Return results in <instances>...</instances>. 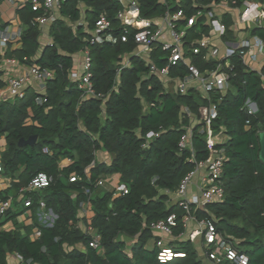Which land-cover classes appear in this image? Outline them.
Masks as SVG:
<instances>
[{
    "label": "trees",
    "instance_id": "16d2710c",
    "mask_svg": "<svg viewBox=\"0 0 264 264\" xmlns=\"http://www.w3.org/2000/svg\"><path fill=\"white\" fill-rule=\"evenodd\" d=\"M136 1L142 18H154L180 9L190 17L217 0ZM243 1L238 0L239 4ZM81 4L86 7V21L82 24ZM122 8L120 0H65L61 16L76 25L57 19L52 27L54 41L41 51V29L36 19L43 11L33 10L30 4L18 10L28 28L20 40L8 43L7 56L51 69L54 77L47 82L42 105L36 102L40 94L31 89L24 98L0 100V139L6 142L2 162L15 189L40 172L54 177L50 186L34 194L33 206L38 198H44L57 219L52 226H41L37 239L17 230L0 231V264H7L10 253L21 255L24 264H203L190 240L177 247L185 257L161 262L159 248L150 247L155 238L151 224L177 213L178 225L173 234L180 236L184 232L182 211L172 195L196 162L207 160L219 149L225 155V197L205 209H195L194 214L199 219L212 220L219 232L238 239V247L249 256L248 264H264V160L260 136L264 132V66L261 71L251 69L235 55L227 68L230 88L226 93L214 92L208 99L196 89L185 94L169 92L157 77H148L149 67L141 58L133 56L130 66H123L124 55L136 43L132 38L121 41L125 26L118 13ZM102 13L108 16L107 32L113 39L93 44L92 31ZM204 20L205 17L198 18L189 28L188 40L210 33ZM224 22L228 26L225 40H235L233 17L226 13ZM249 33L264 38V27L254 26ZM80 51L89 52L96 97L85 98L78 81L71 77L73 55ZM159 53L160 50L154 53L153 61L163 67L167 60L159 58ZM193 60L203 71L209 66L203 56ZM187 71L180 62L172 66L170 76L176 78ZM4 85L0 71V89ZM249 99L257 105L254 114L246 106ZM211 103L216 105L218 115L213 129L225 140L211 146L206 136L195 129L192 147L182 149L181 137L191 125L182 107L188 105L199 116L200 108ZM151 131L159 135L148 140ZM34 135L37 141L33 145H20L22 138ZM45 147L50 152H44ZM99 152L114 157L106 163L97 158ZM64 158H70L72 163L61 167ZM116 173L129 192L121 195L100 191L98 181ZM71 177L76 180L71 181ZM81 201L93 206L92 224L101 235L103 253L90 246L91 236L77 226ZM123 237L135 241L128 246ZM78 244L84 250L77 248Z\"/></svg>",
    "mask_w": 264,
    "mask_h": 264
},
{
    "label": "built area",
    "instance_id": "2783aa9c",
    "mask_svg": "<svg viewBox=\"0 0 264 264\" xmlns=\"http://www.w3.org/2000/svg\"><path fill=\"white\" fill-rule=\"evenodd\" d=\"M14 2V0H12ZM65 0H21L22 4H30L33 10H42V14L36 21L38 24H45L53 17V11L60 7ZM123 8L118 13V18L122 21L125 29L120 38L122 42H127L131 38L136 43V49L132 56L141 58L149 67V75L155 76L167 85L174 84V90L169 92L187 93L190 89H196L205 98H210L214 92L226 93L230 88L228 67H231V58L235 55L240 56L246 65L254 70L261 71L264 65V38L250 35V29L254 26L264 27V3L260 0H244L239 4L238 0H217L211 4L204 5V8L190 17L180 9L172 13L167 11L164 16L154 18H142L140 16V7L136 0H120ZM220 10L221 13H218ZM231 14L234 22L232 28L236 31L248 33L235 40H225L228 26L224 22V14ZM205 17L211 31L216 32L225 43V50L221 52L219 46L215 44L209 34H204L201 38L188 40L189 28L194 26L198 18ZM110 28V21L105 13H102L96 21L92 31V43L102 44L105 40H112L107 30ZM135 30V32L131 31ZM24 33L22 26L13 28L11 25L0 27V46L9 42H16L21 39ZM132 33V34H131ZM158 50L163 52L159 58L166 59L163 67H159L153 61V55ZM86 58L83 63V72L72 70L71 77L78 81V86L84 92V97H96V91L91 82L90 56L86 51ZM203 56L209 63L206 70H201L194 62L193 57ZM131 58V57H130ZM123 62V66H130L131 59ZM184 63L188 69L187 73L176 78L170 76L172 66L178 63ZM254 64L260 67L254 68ZM54 77V71L48 68L32 66L30 71L22 76L9 77L6 82V91L10 98L21 99L26 96L28 86L36 81L39 84L40 95L36 102L42 105L45 101L43 95L47 90V82ZM264 78V75H263ZM4 94L0 92V99ZM246 106L249 113L254 114L257 111V105L252 100H248ZM182 111L191 118V125L187 127L180 140V147L187 149L192 147V139L195 129L199 134L205 135L209 144L214 146L219 140L218 135L213 129V121L217 118V107L214 103L200 108V115H194L188 105L182 107ZM196 119V124H193ZM159 133L151 131L147 134V139L152 140ZM44 152H50L48 147ZM225 155L223 150H214L211 156L201 162H196L192 169L180 182L175 192L176 201L179 209L182 211L181 222L184 226L191 221H197L201 227L190 235L191 240L202 236L204 238V249L208 258L217 264L227 261L231 264H248L249 256L245 251L238 249L236 238L226 236L218 231L217 226L212 220L199 219L195 214V209H205L209 203L220 202L225 197V188L222 180ZM95 164V161L92 165ZM204 169L201 181L195 185L193 193L190 188L194 183L195 176ZM4 171V165L0 160V174ZM157 178H154V181ZM54 177L40 172L35 175L27 184L21 186L18 195L25 207L30 208L35 202L34 194L42 190L53 182ZM75 181V177L70 178ZM104 178L98 181L101 187L104 185ZM87 193L90 190L87 189ZM114 192L125 195L129 192L126 183H118ZM38 205V215L45 226H52L57 215L51 208H48L44 198L40 197L36 201ZM89 201H81L80 211L86 213ZM14 197L0 196V218L13 210ZM178 225L177 213L170 214L166 219L155 221L151 224V229L161 235L156 240V246L159 248L158 259L161 262H167L177 257H185V253L172 246L165 245V237L172 236L174 228ZM90 230V229H89ZM89 232V231H88ZM39 234V233H38ZM91 236L90 246L99 251L101 247V235L98 231L87 233ZM20 264H24V258L18 254Z\"/></svg>",
    "mask_w": 264,
    "mask_h": 264
},
{
    "label": "crops",
    "instance_id": "0c3cea01",
    "mask_svg": "<svg viewBox=\"0 0 264 264\" xmlns=\"http://www.w3.org/2000/svg\"><path fill=\"white\" fill-rule=\"evenodd\" d=\"M24 6L25 5L22 4L21 0H14V2L12 0H3L0 3V27H3L5 25H11L13 28H17V26L20 25L24 28V30H26L28 28V25L26 23H24L18 15V10ZM60 8H61V6L56 7L54 9L53 17L51 19H49L47 23H45V24H38L37 23L41 29V35H40L41 49H40V51L43 50V48L47 44H51L54 41L53 36H52V27H53L54 22L57 19H59V18L63 19L65 22L71 24V22L69 21L68 18L61 16ZM80 8L82 10V18H81L80 24H82L86 21V17H85L86 7L84 4H81ZM217 12L221 13L220 10H217ZM224 15H226V13ZM39 17L40 16H38V18ZM38 18L36 19V21L38 20ZM71 25H73V27H75L76 24H71ZM209 35L211 36V38L213 39L215 44L217 46H219L221 52H223L225 50L224 40L214 31L210 30ZM235 36H236V39L241 38L243 36L246 37V36H248V33H243L242 31L236 30ZM7 45L8 44L0 46V71L2 72V78L5 82L4 87L2 89H0V92L2 94H4L3 98L0 100H6V99L10 98L8 95V92L6 91V82H7L8 78L9 77L22 76V75L28 73L32 67L28 64H25V63L18 61L15 58L7 56V54H6L7 49H8ZM16 45H17V43L13 44L14 47ZM135 49H136V47L130 53H126L124 55L123 62H125L128 58L133 57L132 53L134 52ZM80 52L82 55L79 58V62H78L79 67L83 66L84 60L86 58V54H85L86 51H80ZM77 54L78 53L74 54L73 57H75ZM159 54L163 55V52L161 53V51H160ZM74 63H75V61H74ZM253 66H254V68H257L259 65L254 64ZM73 70H77L81 73L83 72V70L80 71V70L76 69L75 65H74ZM168 86L170 87V89L174 90V87H175L174 84L167 85V87L165 86L166 90H168L167 89ZM28 89H31L32 91H36L40 94L39 84L36 81H33L28 86L27 90ZM193 124H196V119H193ZM218 138H219L218 141L225 140V136L222 133L220 135H218ZM5 150H6L5 138H1L0 139V160H1V162H2L3 153ZM113 157H114L113 155H111L107 152H99V157L97 155V158L100 161H104L106 163L111 162ZM71 163H72V160L70 158H64L61 160L60 166L66 167V166L70 165ZM203 173H204V169L201 170L195 176V178L193 180L194 183L192 184V186L190 188V193L194 192L195 185L201 181V177L203 176ZM104 181L107 184L106 188L107 187H114L115 188V186L121 182V176L118 173L108 175V176L104 177ZM12 187H13V179L4 167L3 173L0 174V192L2 193V196L14 197V206H17V209L11 211L12 213H11V216L9 218H7L6 216L0 218V223H2V225L0 226V231L5 230V229L17 230L21 234L29 235L30 238H32V239L39 238L41 236V232H42L41 226H45V225L43 224V222L39 218L38 205H34L32 208L25 207L22 200L20 199V197L18 195L19 188L15 189ZM38 191H41V190H38ZM106 191H111V190H106ZM112 191H114V189H112ZM172 199L174 201H176V195L175 194L172 195ZM88 207L89 208H88V211L86 213L79 211V215H78L79 221L77 223L78 228H80L86 234L89 233L90 230L93 232L97 231L92 224L93 218L95 216L93 206H92V204H89ZM200 229H201V227L197 221H191L188 223V225L185 226L184 232L180 236H176L174 234L172 236H166L165 237V245L166 246H172V247L177 249L180 242L190 240V241H192V243H194L193 241H195V240H191L190 235L192 234L193 231L200 230ZM154 234H155V238L151 242L150 247L156 246V240L161 237V235L155 231H154ZM123 239L126 241L128 246L133 244L135 241L134 239L128 238V237H123ZM196 239H198L199 242H202L201 246L204 249V246H203L204 245V238L202 236H198V237H196ZM239 245H240V242L238 239H236V246L238 247ZM76 247L84 250V246L82 244H78ZM204 251H205V249H204ZM99 252L103 253V250H101ZM204 255H205L204 258H202L199 255L203 264H217L216 262H214L208 258L206 251H205ZM20 263L21 262L18 258L17 253L8 254L7 264H20ZM219 264H231V263H229L227 261H222Z\"/></svg>",
    "mask_w": 264,
    "mask_h": 264
},
{
    "label": "rangeland",
    "instance_id": "374dc122",
    "mask_svg": "<svg viewBox=\"0 0 264 264\" xmlns=\"http://www.w3.org/2000/svg\"><path fill=\"white\" fill-rule=\"evenodd\" d=\"M79 54V55H78ZM78 54L74 57V60H75V63H74V65H75V68L76 69H78V70H80V71H82L83 70V66H80L79 67V65H78V62H79V58L81 57V52H78ZM259 67V66H258ZM257 67V68H258ZM98 157H99V153H98ZM106 186H107V184L106 183H104V185H102L101 186V190L100 191H106V190H111L112 191V189H114V187H107L106 188ZM15 209H17V206H14L13 207V210H15ZM194 243V247L197 249V251H198V254L202 257V258H204V253H205V251H204V249H203V247L201 246V244H202V242H199L198 241V239H195V241H193Z\"/></svg>",
    "mask_w": 264,
    "mask_h": 264
},
{
    "label": "water",
    "instance_id": "95a60500",
    "mask_svg": "<svg viewBox=\"0 0 264 264\" xmlns=\"http://www.w3.org/2000/svg\"><path fill=\"white\" fill-rule=\"evenodd\" d=\"M260 136H261V157L264 160V132H262ZM36 141H37V135H34L28 139L22 138L19 143L21 146L27 144L33 145Z\"/></svg>",
    "mask_w": 264,
    "mask_h": 264
}]
</instances>
